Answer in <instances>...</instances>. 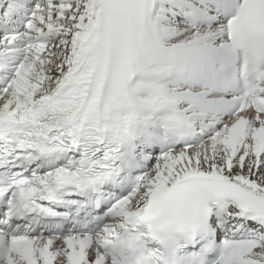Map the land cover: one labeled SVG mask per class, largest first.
<instances>
[{"label":"snow or ice","instance_id":"snow-or-ice-1","mask_svg":"<svg viewBox=\"0 0 264 264\" xmlns=\"http://www.w3.org/2000/svg\"><path fill=\"white\" fill-rule=\"evenodd\" d=\"M0 264H264V0H0Z\"/></svg>","mask_w":264,"mask_h":264}]
</instances>
